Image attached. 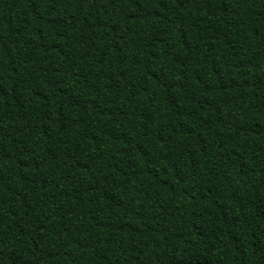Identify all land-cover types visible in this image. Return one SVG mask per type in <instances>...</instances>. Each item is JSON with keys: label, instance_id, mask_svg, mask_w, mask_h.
Instances as JSON below:
<instances>
[{"label": "trees", "instance_id": "obj_1", "mask_svg": "<svg viewBox=\"0 0 264 264\" xmlns=\"http://www.w3.org/2000/svg\"><path fill=\"white\" fill-rule=\"evenodd\" d=\"M0 264H264V0H0Z\"/></svg>", "mask_w": 264, "mask_h": 264}]
</instances>
